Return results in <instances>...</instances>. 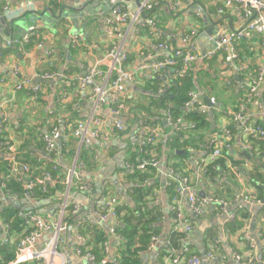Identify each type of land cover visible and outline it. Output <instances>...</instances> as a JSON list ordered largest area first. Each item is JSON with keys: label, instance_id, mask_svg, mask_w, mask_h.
<instances>
[{"label": "crops", "instance_id": "crops-1", "mask_svg": "<svg viewBox=\"0 0 264 264\" xmlns=\"http://www.w3.org/2000/svg\"><path fill=\"white\" fill-rule=\"evenodd\" d=\"M117 1L123 2L127 10H133L137 6L136 0H0V117L6 122L5 131L0 132V147L2 141H5V144L10 142L9 147H13L15 152L16 148L27 140L31 144L28 148L29 155L43 159L44 155L39 149L40 142H43L44 136L56 129L61 137L60 146L61 142L71 143L74 154L68 158V162L61 158L58 152L60 147L58 148L56 143L58 137L55 141L54 161L52 158L48 160L56 162L67 173L74 157H78L82 148L69 136V125L76 121H85L90 110V103L77 94L75 78L98 63L110 50L111 40L106 32L104 18L110 5ZM154 2L151 17L157 36L150 34L151 29L145 20H141L136 31L129 32L125 41L128 55L123 65L126 72L136 73L137 67L148 57H163L165 54L159 49L161 44L167 45L170 51L183 49L187 43L182 40V36H188L202 53L211 49V38L218 32L236 31L244 28L246 24L237 6L223 9V12L219 13L222 7L220 0ZM5 7L11 11L13 18L5 14ZM64 14H68V17L65 18ZM70 16L78 20L80 29L87 25L86 30H79L78 34L73 35L74 25ZM32 28L35 36L28 46L6 47L7 41L21 38ZM75 38H79V45L73 43ZM262 39L264 40V37H253L236 45L239 59L229 73L223 70L219 59L197 61L193 65L189 73L194 84V100L206 105L205 98L209 101L213 98L215 103L203 114L206 116V124L202 129L185 121L182 116L179 117V131L183 132V139L177 143L178 147L173 149L170 145L177 131L167 123L163 124L165 110L152 106L148 111H144L140 106L150 107L151 99L157 97L153 92L158 84L156 82L169 85L175 78L176 70L170 68L158 74L146 70L142 74H136L133 85H126L130 101L127 103L129 109L123 118V131L111 133L109 119H104L99 129L107 132L109 138L106 141H92L89 145H84L85 157L78 159L76 171L79 179L90 182L92 188L87 193L73 191L70 195V201L79 204L82 209L78 215H73L76 224H66V230L60 235L59 250L65 264H89L74 252L76 247L85 243L84 239L79 241L76 237L79 235L77 226L81 223L96 227L107 236L106 261L117 262L116 254L122 242L110 234L111 226L108 222L99 220V207L106 200L113 198L118 202V207L124 205L134 208L137 205L134 200L135 190L148 193V196L144 197L145 208L158 213L156 228L159 231L154 237L156 241H150L149 247L139 253V263L164 264L162 255L167 248L166 240H169L173 226L172 200L177 196L176 184L183 180L190 185L196 199L225 200L229 206L227 210L236 212V220L241 224L235 233L229 231L226 228V216H219L215 205L209 206L201 217L195 219L186 195L180 196L183 215L194 219V229L182 243V246L188 249V254H197L203 258L207 247L213 241L216 250L228 259L225 262L215 260L207 264H237L230 258L234 252L245 256L250 251L254 261L258 263L264 259V207L247 206L241 201H235L238 195L251 193L264 199V180L263 183L257 181V185L254 183V175L264 177V158L263 154L259 153V143L264 140L251 142L241 134L237 124L232 125L234 134L230 148L225 150L231 158H220L224 160V164L220 163L219 159L212 164H209L208 160L213 150L210 144L212 138L223 127H227L233 110L246 96L247 84L264 65ZM50 52L51 57L48 58L47 53ZM13 66H18L23 74L32 79V86L41 88L36 102L31 101L28 88L15 91ZM102 69L107 70L106 67ZM46 73L55 76L50 80H43L41 77ZM62 89L66 90V98L60 103L58 100ZM256 97L264 101V86L257 91ZM192 109L191 106L183 107L184 112H190ZM244 114L251 123L264 127V112H258L251 105H247ZM99 116L108 118L106 107ZM142 117L152 122L155 141L149 154L158 158L159 167L134 172L126 169V163L135 161L147 152L140 141ZM3 152L0 150V157L12 162L11 156L16 154L9 153V150ZM173 166L179 167L180 173H175ZM136 174L143 180L138 181ZM60 197V194H56L54 198L37 204H32L30 197L22 201L0 197V213L10 204H14L23 209L19 212L33 210L46 223L54 224L59 211L57 200ZM4 231V225L0 222V239L4 238ZM210 235L213 236L209 237ZM50 239L51 231L44 233L36 247H43ZM250 242L254 244V248L250 247ZM34 263L36 262L26 264Z\"/></svg>", "mask_w": 264, "mask_h": 264}, {"label": "built area", "instance_id": "built-area-1", "mask_svg": "<svg viewBox=\"0 0 264 264\" xmlns=\"http://www.w3.org/2000/svg\"><path fill=\"white\" fill-rule=\"evenodd\" d=\"M190 1V0H188ZM222 7L219 9V13L223 12V9L232 8L237 6L242 13L246 24L244 28L227 32L217 33L211 38V49L200 53L188 36H182V40L186 42V47L183 49L168 50L167 45H159V49L165 54L159 59H151L148 57L142 64H140L136 73L126 72L123 68L124 63L127 60L126 50V38L131 30H137L139 23L144 19L145 12L151 11L155 7L154 0H140V4L132 11L127 10L123 5H114L110 12L104 18V25L108 38L111 40V48L105 54V56L98 61L85 73L78 75L75 78V85L77 94L80 97L85 98L90 103L89 115L85 121H76L74 124L69 125V136L75 139L78 143V147L89 145L92 141H106L109 138L107 132L99 129L100 123L103 120L109 119V126L111 127V133L121 132L124 129L123 118L128 111V102L130 97L126 93V85L132 84L135 80L136 74L144 73L146 70H150L156 74L161 73L166 69H175L176 77H181L182 74L192 70L193 65L197 61H212L219 59L222 63V68L226 73L231 72L239 56L236 50V45L240 41H246L253 37H264V0H220ZM33 9V8H32ZM4 12L7 16L13 18V14L8 9L4 8ZM150 27V34L157 36L154 23L151 20H145ZM35 36L34 29L28 30L21 38H15L5 43L6 47L15 45H27L32 37ZM79 38L74 39V44L79 45ZM40 46V45H39ZM261 47L264 49V40H261ZM47 57H51V52L47 53ZM106 67L107 70L102 69ZM12 74L16 80L15 91H21L24 88L29 89L30 99L36 102L39 98L41 88L39 86H32V79L23 74L18 66L12 67ZM55 76L52 73H46L41 78L43 80H50ZM169 85H167L168 87ZM264 86V65L258 69L256 74L250 79L247 84V93L243 103L239 104L238 111L232 113L233 123L237 124L240 128L241 134L248 140H264V127L258 124L251 123L244 114V110L247 105H251L258 112H264V101L259 100L256 97L257 91ZM163 89L158 90V94H161ZM62 102L66 98V90L62 89L59 94ZM195 96L191 93L190 100L185 104L186 107L191 106L201 114H205L209 107L205 104L199 103L194 100ZM194 100V101H193ZM214 99H210V104L214 106ZM106 107L107 117H101L103 108ZM2 106L0 105V115ZM165 120L167 125L172 127L177 132L181 129V119L174 118L170 111L166 112ZM6 129L5 120L0 117V132ZM154 129L143 120L140 121V141L144 146H150V150L137 158L135 161H128L125 165L129 171H146L148 169H157L159 167V160L155 155L149 154L154 144ZM59 134L56 129H53L49 135L43 137L45 144L46 156L43 159H49L50 155L56 156V144ZM232 135L228 127H223L219 133L215 134L210 144L213 147L208 160L209 164L214 163L224 155V150L230 148V141ZM13 147H8L9 153L14 152ZM15 153V152H14ZM12 167L11 176L16 178L20 173L27 176L25 189L31 193L35 186L44 187L49 181V174L44 173L41 177L32 179L29 173V168L19 163L16 156L12 155ZM77 167V155L74 157L73 163L70 165L65 179V189L62 193V202L59 206L58 215L54 224L46 223L35 211L27 210L19 213L24 222L29 225L28 232L16 241L14 246V260L9 264H26L29 262H41L42 264H65L62 254L60 253V235L66 230V224L63 222L64 214L70 201V189L72 187L73 179L76 181L79 179L76 171ZM235 172V171H234ZM176 194L172 200V211L175 217L173 218L172 231H183L189 235L193 231V226L185 217L180 208V199L182 195H186L187 202L190 206L191 214L193 218L197 219L207 210L211 205L217 207L216 211L219 216H226V223H233L236 220V212H229L228 203L223 199L210 198V199H196L192 193V188L186 181H179L176 184ZM92 186L90 182H84V184L78 187V190L87 193L91 190ZM236 202H240L247 206H263L264 199L256 197L254 194L238 195L235 198ZM118 202L116 199L110 198L102 203L99 207V220L102 222H108L111 226L110 234L120 239L116 234L115 229L118 227L119 222L117 220ZM81 206L77 203H73L71 208L72 215H78L81 211ZM4 244H12V240L7 239L8 228L4 226ZM51 231V239L43 246L36 247L37 242L42 238L43 234ZM79 241H83V237L76 236ZM186 239V238H185ZM156 238H152L151 242L154 243ZM85 242V240H84ZM167 248L170 247L169 240H166ZM250 247L254 248V244L250 242ZM104 251L107 252L106 244L104 245ZM185 252L187 251L184 250ZM76 256L88 261L89 264H96L94 255L86 250L82 251L79 247L74 249ZM216 245L214 243L209 244V250L205 256L201 258L199 255H190L187 258L180 257L173 249L164 257V264H207L215 260L226 261L228 258L224 254H218ZM237 264H264V259L258 263L254 261V256L250 251L241 256L239 253L234 252L230 255ZM103 264V263H101Z\"/></svg>", "mask_w": 264, "mask_h": 264}, {"label": "trees", "instance_id": "trees-1", "mask_svg": "<svg viewBox=\"0 0 264 264\" xmlns=\"http://www.w3.org/2000/svg\"><path fill=\"white\" fill-rule=\"evenodd\" d=\"M57 1L59 2V0ZM152 14V10L145 12L144 19L153 21V18L151 17ZM147 28L148 27L146 26L145 29ZM30 41H32V39ZM29 44L30 42L27 44V46ZM189 72L182 74L181 77H176L175 75V78L171 80L168 87L167 85L161 84L162 82H156L158 84L155 85V90L153 92L157 94V97L151 99L150 107L140 106V108L144 111H148L152 106H155L157 107L156 109L165 110L164 112L170 111L175 119L182 116L185 121L194 123L197 125V128L202 129L206 124L205 115L199 113L195 109H192L190 112L183 111V107L190 100V94L194 91L192 76ZM160 86L161 89H163V92L161 94H158L157 92L160 89ZM244 99L240 100V103H238H243ZM168 104L170 106H168ZM237 111L238 106L235 110H233V113L235 114ZM232 117L233 115H230L229 124L227 125V127L229 128L230 133L233 137L234 129L232 128V125L235 124L233 123ZM141 120L152 126V122L150 121V119L142 117ZM3 131H5V129ZM182 136V131L176 132L170 145L171 149H173L174 147H178L177 143L183 139ZM252 141L253 140H251V142ZM10 145V142H7L5 144V141H2L0 150L4 151L3 153H5ZM30 145L31 144L27 140H25L19 148H16L15 156L18 162L26 165L29 168V173L32 179L41 177L44 173H46L49 174L50 181L44 187L35 186L31 193H29L25 189L27 176L23 173H20L16 178L12 177V162L0 157V197L11 198L15 201L26 200L28 197H30L32 204H37L46 202L47 200L54 198L56 194H60L61 197L59 200H57L60 206V203L62 202V193L65 189L64 183L66 179V173L63 170L64 168H62L56 162H51L48 159L30 156L28 153V148L30 147ZM259 145L261 150L259 151V153L263 154L264 158V141H260ZM143 147L146 150L151 149L150 146ZM39 149L41 151V154L46 156L44 142H40ZM85 149V147L81 148L77 157V164L79 161L78 159H82L83 157H85ZM58 152L61 158L66 162H68V158L74 154L71 143L69 142H61V146L58 149ZM227 152L228 151L224 152V155L226 154L224 157L227 156L228 158H231L229 156V152L228 154ZM50 158H52V161H54L53 155H50ZM220 163L224 164V160H220ZM173 169L175 173H180L181 171V169L176 166H173ZM135 176L138 177V181L143 180L139 174H136ZM254 178L256 179V181H254L256 185L257 181H261V183H263L264 177L262 178L261 175L256 174L254 175ZM84 182L86 181H83L82 179H78L77 181L73 179L72 187L70 189V195L73 193V191L80 192L78 190V187L84 184ZM134 193L136 195V198L134 199L137 204L135 205L136 207L129 208L123 205L116 209L119 225L115 229V232L117 235H119L122 242L120 250L116 254L117 262L115 261L113 263L106 261V252L104 251V245L106 244L107 236L103 232H101L98 228L92 227L86 223H81L77 226L78 234L85 240V243L79 248L82 251H90L95 257L96 264H140L139 253L145 251L146 248L150 245L151 238H154L159 234V231L156 228V224L158 223V213L155 210H147L145 208L144 197H147L148 193L145 194L143 190H135ZM69 202L70 203L66 208L63 219V222L68 226L76 224V221L74 219L75 216L71 214L73 202ZM22 210L23 209H20L18 205L10 204L0 213L1 224L8 228L7 239L14 242L12 244H4L3 239H0V264H9L14 260L15 243L16 241L24 237V235L29 230V225H27L24 220L19 217V211ZM171 216L172 219L175 217L173 211ZM188 220L192 224V226H194V219L188 218ZM240 226L241 224L237 220H235L233 223L227 224L226 228H228V230L232 233H235L236 230L240 228ZM212 236L213 235H210L209 237ZM186 237L187 234H185L183 231H172V233L168 236L170 247L165 249L162 257L164 258L171 249H173L180 257H189L190 254H188V249L182 246V243L185 241ZM211 242L213 243V241ZM186 249L187 251L185 252L184 250ZM207 249L209 250V246L207 247ZM218 254L223 253L219 252ZM35 262L36 263L34 264H42L38 261Z\"/></svg>", "mask_w": 264, "mask_h": 264}, {"label": "water", "instance_id": "water-1", "mask_svg": "<svg viewBox=\"0 0 264 264\" xmlns=\"http://www.w3.org/2000/svg\"><path fill=\"white\" fill-rule=\"evenodd\" d=\"M86 1H88V0H86ZM105 2H108V0H104ZM136 2H137V6L140 4V0H136ZM118 4H124L123 2H120V1H117V2H114V4L113 5H118ZM113 5H110V9H109V12H110V10H111V8L113 7ZM136 6V7H137ZM135 7V8H136ZM98 8V7H97ZM107 9V10H108ZM134 10V9H133ZM104 11V10H103ZM130 11H132V10H130ZM105 12H107L106 10H105ZM108 12V13H109ZM205 102H206V105L210 108V107H212V105L210 104V101H209V99L208 98H205ZM166 123V121L165 120H163V124H165ZM60 140H61V137H59V139L57 140V146H58V148L60 147ZM243 155H246L245 153H243Z\"/></svg>", "mask_w": 264, "mask_h": 264}, {"label": "rangeland", "instance_id": "rangeland-1", "mask_svg": "<svg viewBox=\"0 0 264 264\" xmlns=\"http://www.w3.org/2000/svg\"><path fill=\"white\" fill-rule=\"evenodd\" d=\"M64 17H65V18L68 17V14H64ZM70 19L72 20L73 25H74V28H73V30H72V34H73V35L78 34V31H79V30H82V31H85V30H86L87 25H84V27H82V29H80L79 24H78V20L75 19L74 16H70ZM59 26L62 27V25H59Z\"/></svg>", "mask_w": 264, "mask_h": 264}]
</instances>
